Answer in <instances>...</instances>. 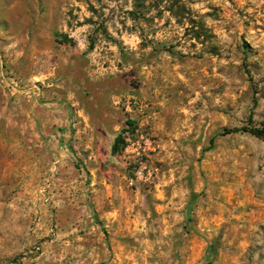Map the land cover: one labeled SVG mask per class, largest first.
<instances>
[{"label":"rangeland","instance_id":"obj_1","mask_svg":"<svg viewBox=\"0 0 264 264\" xmlns=\"http://www.w3.org/2000/svg\"><path fill=\"white\" fill-rule=\"evenodd\" d=\"M7 3L0 264H264V0Z\"/></svg>","mask_w":264,"mask_h":264},{"label":"crops","instance_id":"obj_2","mask_svg":"<svg viewBox=\"0 0 264 264\" xmlns=\"http://www.w3.org/2000/svg\"><path fill=\"white\" fill-rule=\"evenodd\" d=\"M8 0H0V15L2 17L0 19L7 20L6 14L8 13ZM3 7V8H2ZM5 15V18L3 17ZM7 149V152H5ZM10 151H12L13 158H10ZM15 151L10 150V146L5 145V143L1 140L0 135V184L5 181L6 174L9 172L10 168L13 167L15 163Z\"/></svg>","mask_w":264,"mask_h":264},{"label":"trees","instance_id":"obj_3","mask_svg":"<svg viewBox=\"0 0 264 264\" xmlns=\"http://www.w3.org/2000/svg\"><path fill=\"white\" fill-rule=\"evenodd\" d=\"M133 122L130 120L126 121V126L128 127H132L133 126ZM231 132H244V133H250L254 136H258V137H262L264 136V128L262 129H233ZM125 145V141L124 138L122 136V134L120 133L113 141L112 147H111V152L113 154H117L120 151H122L123 147Z\"/></svg>","mask_w":264,"mask_h":264}]
</instances>
